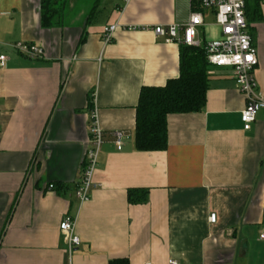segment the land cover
I'll list each match as a JSON object with an SVG mask.
<instances>
[{
    "label": "crops",
    "instance_id": "1",
    "mask_svg": "<svg viewBox=\"0 0 264 264\" xmlns=\"http://www.w3.org/2000/svg\"><path fill=\"white\" fill-rule=\"evenodd\" d=\"M245 6L264 99V0ZM193 13L204 23L200 43L218 40L216 13L200 0H0L8 57L0 68V264H264V110L245 131L246 101L230 70L213 68L203 112L168 116L166 151L135 148L142 88L180 76L181 46L154 29L184 25ZM17 43L40 46L45 57L19 55ZM94 109L104 145L81 203ZM117 131L126 135L121 150ZM143 189L147 204L130 205L128 191ZM67 215L81 241L72 255L60 231Z\"/></svg>",
    "mask_w": 264,
    "mask_h": 264
},
{
    "label": "built area",
    "instance_id": "2",
    "mask_svg": "<svg viewBox=\"0 0 264 264\" xmlns=\"http://www.w3.org/2000/svg\"><path fill=\"white\" fill-rule=\"evenodd\" d=\"M134 0H125L129 4ZM202 9L213 10L216 13V24L221 34L218 40L202 45L198 40V30L203 26L202 15L193 13L184 25H171L169 27H156L154 33L157 37L167 38L168 42H175L180 46L204 48L207 61L212 68L228 69L231 71L233 80L239 93L245 98L246 107L241 114V121L245 131H250L256 122L258 114L264 110V99L259 91L256 81V71L259 67L258 50L253 38L248 33V23L245 14V0H200ZM118 24L105 28L103 41L111 44ZM13 50L31 60H41L45 57L42 47L34 44L17 43L12 46ZM8 57L0 54V68H5ZM95 102L96 96L92 95ZM90 125L89 147L81 164V179L76 189V197L81 203L89 201L91 191L95 187L93 182L94 174L98 168L101 151L104 145V133L97 120V110L92 111ZM114 144L121 150L126 135L124 132L113 133ZM55 189L54 185L49 186V191ZM210 222L215 224L217 216L211 215ZM61 233L68 239V253L80 246L81 241L76 235V221L71 216L64 217L60 225ZM259 239L264 241V232ZM169 264H177L176 261H169Z\"/></svg>",
    "mask_w": 264,
    "mask_h": 264
},
{
    "label": "trees",
    "instance_id": "3",
    "mask_svg": "<svg viewBox=\"0 0 264 264\" xmlns=\"http://www.w3.org/2000/svg\"><path fill=\"white\" fill-rule=\"evenodd\" d=\"M255 20L262 18L258 7ZM44 25V23H43ZM213 68L204 48L181 46L180 76L164 87H144L136 108L135 148L138 152H164L168 148V116L203 112ZM149 190H129L130 205L147 204ZM110 264H128L115 260Z\"/></svg>",
    "mask_w": 264,
    "mask_h": 264
}]
</instances>
